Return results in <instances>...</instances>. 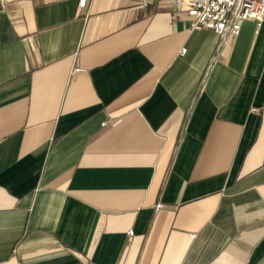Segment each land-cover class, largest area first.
Segmentation results:
<instances>
[{
  "label": "crops",
  "instance_id": "obj_1",
  "mask_svg": "<svg viewBox=\"0 0 264 264\" xmlns=\"http://www.w3.org/2000/svg\"><path fill=\"white\" fill-rule=\"evenodd\" d=\"M191 20L0 2V264H264V21Z\"/></svg>",
  "mask_w": 264,
  "mask_h": 264
},
{
  "label": "built area",
  "instance_id": "obj_2",
  "mask_svg": "<svg viewBox=\"0 0 264 264\" xmlns=\"http://www.w3.org/2000/svg\"><path fill=\"white\" fill-rule=\"evenodd\" d=\"M8 0H0L5 3ZM188 7V14L192 17V29L206 28L217 32L223 40L237 35L240 24L245 19L253 20L260 27L264 21V0H175ZM86 0H79L84 6ZM185 52V49L182 50ZM79 70V69H75ZM132 232H128L131 236Z\"/></svg>",
  "mask_w": 264,
  "mask_h": 264
}]
</instances>
